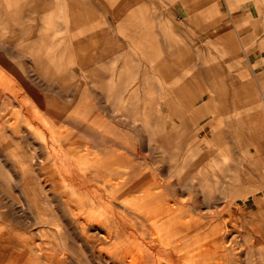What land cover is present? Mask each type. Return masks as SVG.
<instances>
[{
  "label": "bare ground",
  "instance_id": "1",
  "mask_svg": "<svg viewBox=\"0 0 264 264\" xmlns=\"http://www.w3.org/2000/svg\"><path fill=\"white\" fill-rule=\"evenodd\" d=\"M132 8L133 0H0V15L22 9L0 24V68L12 74L0 77V264H235L237 228L264 231V187L248 189L251 170L224 165L214 151L263 145L264 118L254 103L249 120L245 106L228 107L238 99L226 95L234 74L220 63L203 68L184 49L178 60L155 20ZM106 16L130 30L133 49L111 34ZM218 37L225 52L236 51L233 31ZM19 49L34 57L39 85L21 84L27 70L6 58ZM147 66L162 93L140 96ZM223 87L228 105L211 112ZM214 113L222 126L201 123ZM20 115L30 125L50 120L46 153L26 150Z\"/></svg>",
  "mask_w": 264,
  "mask_h": 264
},
{
  "label": "rangeland",
  "instance_id": "2",
  "mask_svg": "<svg viewBox=\"0 0 264 264\" xmlns=\"http://www.w3.org/2000/svg\"><path fill=\"white\" fill-rule=\"evenodd\" d=\"M39 2L41 3V0H39ZM143 5H144V8L146 7L145 8L146 10L142 9ZM193 6H195L194 8L195 10L192 12H189L187 8L189 7L192 8ZM134 8L141 9L138 12V14H141V16L142 15L146 16L148 14V17H146V20H148L149 18H150L149 20H155V22L158 24L157 30L159 31V33H162L160 36L161 43L163 41L162 46L165 47V45H167L165 49L168 50L170 48L168 47L169 43L170 45H173L172 49L175 50V52L178 54L177 56L178 60L180 59L184 60L183 57L181 58L179 56V53L181 49L185 48L190 51V54L186 57L194 59L195 61H198L199 63L198 65L203 66V68H207L209 66L211 67L217 63H220L221 65H223V68L225 67L224 69L227 74L229 75L230 73L234 74L237 77V79L241 81V84L246 86V89H248V92L250 91L252 93L251 96H248L249 98L248 102L250 103V100H252L253 97L255 98V99L253 98L255 109L252 111L249 107L247 111L248 114H250V110L252 111V113L254 111H257L260 113L261 117L264 118V71L262 73H257L260 71L257 69V66L253 65L254 66L253 67L252 64H250V61L252 62V59L249 58V57H252L253 48H258V49L260 48L262 50L264 49V0H133L132 9ZM13 10H14L13 12H7L5 10L4 12L1 13L0 24H1V21H4V20L12 21V23L15 22L14 21L15 16H18L19 14H21L22 9L20 10L13 9ZM128 13L123 15V17H126ZM179 13H181L183 17L178 18L177 15ZM113 16H110V17L106 16L107 18L105 17L107 19L106 20L107 26L111 34L114 35L116 38L119 37L117 38V40L120 39L121 42L124 43V46L127 48V50H130V48L133 49L134 45L131 42V34L129 33L130 30H128L127 28L125 30L124 29L121 30V28H119L118 26L119 25L118 22L121 23V20L119 21L115 20V18H112ZM30 20H29V23H30ZM54 20H56L57 23L60 21L58 17H54ZM41 22L42 21H40V23L38 24L42 25ZM172 26L174 27V29L172 28ZM177 29H179L180 33L179 31L178 32L176 31ZM229 29L235 33L236 39L239 44L238 45L239 49L236 51V53H233L232 56L228 55V53L225 52V48H223L224 45H222L223 41H221L218 37L224 31H227ZM117 33L119 34L118 36H117ZM15 34L16 33L14 34L9 33L8 35L14 36ZM170 34L171 36H173V38L170 37ZM128 35H129V39L128 37H126ZM168 36L170 37V39H168L169 38ZM248 36H252V37L249 39ZM166 38L169 40V42L168 40H166ZM170 40L171 41L173 40L174 42L176 40L177 44L176 43L174 44V42H171ZM213 40L215 42L217 40L218 43L216 42L217 44L215 43L216 44L215 45ZM241 44H243L244 48L246 49L245 51L241 47ZM18 45L20 47L23 46V42H18ZM19 51H15L16 53L13 51L12 54L14 56H12L11 54L6 55V58L10 60L12 64H15V63L18 64V62L20 63L16 66L17 69L25 70V71L27 70L25 73L24 72L22 73L23 79L21 80V82L20 81L19 82L21 84L23 83L28 84L29 86H33V84L42 83L38 79L36 72L34 70L33 71L31 70V68L33 67L30 62H31V59L33 61L34 57L33 56L32 58L30 56L28 57V55L25 53L28 51H23L20 49ZM33 51L34 50L31 49V53ZM21 52H23L25 56H23L24 54ZM219 53H221L222 56ZM136 55L138 58H141V55L139 52H137ZM197 58H199V60L202 59L200 60L202 63L199 60H197ZM205 62L206 63L210 62V63L209 64L207 63L208 64L207 65L205 64ZM139 63H143V61L139 60ZM143 65L145 64L143 63ZM4 68L5 69L0 68V77L11 79L12 74H9V75L7 74V73H10L11 71L7 69L5 66ZM227 68H229V71ZM254 68L257 69L256 70L257 72L254 70ZM147 70H148L147 74L140 77L141 81L139 82H142V86H141L140 93H139L140 96L144 95V92L145 94H147L148 91H150L151 89L155 90L154 92L162 93L163 83H161L159 76L154 71L150 72L152 70L148 66H147ZM183 70H184V67L182 68L181 74L182 75L184 74L185 76L184 75L183 76L185 78L193 79V71H190L189 68H185L186 71L185 70L183 71ZM244 74L245 75L248 74L247 78L244 77ZM25 75L26 77L24 78ZM92 78L95 79L93 75H92ZM178 78L180 79V76ZM232 78L236 80L235 77H232ZM194 79L192 80V82H195L197 86H201V84L199 85L198 84L199 82L196 81V79L195 80ZM131 84H134V83L131 82ZM21 87H23V89L26 90V91L23 90L24 94H26L27 88H25L23 85H21ZM233 87H236V85ZM223 89H226V88L223 87L221 90ZM231 89H232V86H231ZM226 91L223 90V92H221L219 90L217 92L212 93V96L218 99V101L216 102V105L217 104L219 106L227 105V101H226L227 96L230 95V93L233 90L229 89L230 92L228 94L226 93ZM98 93L101 95L102 94L101 90H99ZM221 93H222V96H221ZM225 93L227 95L226 97H225ZM124 94L126 93H123V95ZM126 95L128 96L129 94H126ZM154 99L158 101V104L156 106H159L160 108V101L162 102V100L159 99L157 96H155ZM142 100L144 101L145 98ZM28 103L30 102H27V104L25 105H28ZM32 104L35 105L34 102ZM144 104H142L141 106L143 107ZM194 108H197L196 105L194 106ZM194 108H193V111H194ZM143 110L144 108L141 109V111ZM10 112H12V114H9V117L15 118L16 120L17 113H15V111L13 110H11ZM120 114H121V110L119 109L117 112V117L120 120H122L123 117ZM189 114L190 112L186 113V115H189ZM141 115L143 114L140 113V116ZM158 116H160V114ZM161 116H160V120L157 121V124L160 123V127L162 125V122L165 121L166 118L169 119V116H167V112H165V114L161 113ZM236 117L234 119H236ZM24 118H25L24 116L20 115L22 129L24 130L23 135L25 136L24 145H25L26 150L32 151V152L35 151L36 153H38V155H42L43 152L46 153L47 144L50 143L49 139H51L50 131L52 128L48 127L50 120L49 121L37 120L39 122L38 123L34 119L33 122L35 123H32L33 125H30L27 123L28 121ZM218 118L219 117L216 114L210 115L207 119L201 120V123H205L208 120L214 119V121H216L214 128L216 126L220 127L222 125H220L221 121ZM36 122L38 124H36ZM34 125H38L41 131L39 133L41 135L37 132L39 131L37 130L38 127ZM34 127L36 129H32ZM64 127H62V130H66L68 128V126H66V129ZM48 128H49V131L47 130ZM56 128L57 130H61L59 129V127H56ZM45 131H46V134H45ZM42 135H44L45 138ZM47 135L50 138L47 137ZM142 136L144 137L145 134L143 133ZM42 138H44V140ZM205 145L206 143H204L202 147H206ZM239 145H240L239 148L237 147L236 149H233V151H230V152L225 151L226 149L224 147L220 148L217 146L214 147L215 148L214 151L216 154H220L219 155L220 162H223L224 165L229 166L225 164V162L228 164L234 165L233 163L236 161V164H238L239 168H242V169L245 168L247 170H251L250 172L251 180L250 182L246 184V187H248V189L250 188L255 189L258 186L264 187V147H261L260 145L250 144L249 148L248 147L243 148L244 145L241 142L239 143ZM225 168H228V167H225ZM257 194L258 196H261L262 192H258ZM243 201H244L243 199L238 200L240 204H244ZM247 202L249 205H251L254 202V198L250 196L247 199ZM261 205H264V203ZM237 230L239 231L236 233L237 236L235 239L237 241L236 245L238 246V248L237 247L235 248L236 260L234 263L235 264H248V263L249 264H254V263L264 264L262 262L263 259H261L262 255H264V244L262 243L264 241V231L257 230L256 228H250V225H248L247 228L238 227ZM249 231H250V235H248ZM240 235H243V236H240ZM253 236L254 237L257 236V237L253 238ZM258 241L261 242V245H258L260 243V242L258 243ZM239 246L241 247V249H239L240 248ZM238 251L240 253H238ZM248 252H250V254ZM237 258L239 261H237ZM79 264H82V262H79Z\"/></svg>",
  "mask_w": 264,
  "mask_h": 264
},
{
  "label": "crops",
  "instance_id": "3",
  "mask_svg": "<svg viewBox=\"0 0 264 264\" xmlns=\"http://www.w3.org/2000/svg\"><path fill=\"white\" fill-rule=\"evenodd\" d=\"M190 8V7H189ZM189 8H187V10L189 11ZM190 11H194L193 9H191L190 8ZM189 11V12H190ZM177 32L179 31V29H177L176 30ZM182 31V30H181ZM179 33H180V31H179ZM235 34V33H234ZM252 36H248V38L250 39ZM235 38H236V36H235ZM252 44H254V43H252ZM238 41H237V39H236V43H235V46L233 47V48H236L235 50L237 51L238 49H239V47H238ZM232 47V46H231ZM241 47L243 48V50L245 51L246 49L244 48V46H243V44H241ZM184 50H187V49H185V48H183ZM234 50V49H233ZM231 51L230 53H228V55H231L232 56V54L233 53H236V51L234 52V51ZM187 53H188V55L190 54V51L189 50H187ZM250 59H252V62L250 61V64H252V66L253 65H255V66H257V69L260 71V72H257L256 70L257 69H255L254 68V70L257 72V73H262L263 71H264V49L262 50V49H258V48H253V54H252V57H249ZM189 60H193V61H195L194 59H191V58H188ZM254 67V66H253ZM233 75V74H232ZM235 76V75H234ZM247 76H248V74L247 75H245L244 74V77H246L247 78ZM238 83H237V85H236V87H233L232 86V89H231V87L229 88L230 90H233L231 93H238V91L236 90V89H240V91H242V94H243V96H240V95H232L231 93H230V95H228L229 96V98H234V97H237L238 99H236V100H232L231 101V103H230V105H228V102H227V105H228V107H231V106H233L234 107V105L236 106H238L239 104H241V105H243V108H244V106H245V108H247L248 109V107H250L248 104H250V103H253L254 102V100H253V98H252V100H250V103L248 102L249 100V98H248V96H251V92H249L250 94H248V96H247V92H248V89H246V86H244V85H242L241 84V81H237ZM230 92V91H229ZM228 92V93H229ZM216 102L217 101H215V105H214V110L213 111H211V112H214L215 111V109L217 108V109H219V105L217 104L216 105ZM246 105H248V106H246ZM244 115H243V118H244V120H249V114L248 113H243ZM214 115H215V113H214ZM250 117H253V116H250ZM253 134V133H252ZM258 134L263 138V142H264V129H260L259 131H258ZM261 147H264V143H263V145H261ZM239 148V147H238Z\"/></svg>",
  "mask_w": 264,
  "mask_h": 264
}]
</instances>
